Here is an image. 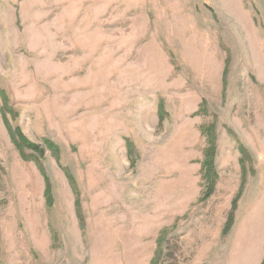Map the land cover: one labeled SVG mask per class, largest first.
I'll list each match as a JSON object with an SVG mask.
<instances>
[{
    "label": "rangeland",
    "instance_id": "1",
    "mask_svg": "<svg viewBox=\"0 0 264 264\" xmlns=\"http://www.w3.org/2000/svg\"><path fill=\"white\" fill-rule=\"evenodd\" d=\"M0 90V264L261 263L264 0H0Z\"/></svg>",
    "mask_w": 264,
    "mask_h": 264
},
{
    "label": "trees",
    "instance_id": "2",
    "mask_svg": "<svg viewBox=\"0 0 264 264\" xmlns=\"http://www.w3.org/2000/svg\"><path fill=\"white\" fill-rule=\"evenodd\" d=\"M223 83L225 84V79L223 78ZM0 118L2 120L3 125L5 126V129L8 133L9 139L11 141V143L13 144V146L15 147V149L17 150V152L19 153L20 157L24 160H29V161H34L35 163H37V153H40L38 148L32 146L29 144V142L26 140V138L20 133V131L18 129H12L10 127L9 121L7 119V114L10 113V110L7 108V99L4 96L3 92L0 90ZM204 107V106H202ZM202 107H200V111L204 112L205 108L202 109ZM165 112H164V106L162 104V102L158 103L157 106V118H158V122L160 123L163 119ZM214 124H210L207 125L206 127H203L201 129L202 135L204 134V137L206 139V148H205V152L203 154V160L201 163V180L204 182V191L202 193V197L203 200H205L206 198H208L210 196V194L212 193V191H214V185L215 182L217 180V175L215 172V165L213 163V151L215 149V133H214ZM49 148L51 150H54L53 146L50 144ZM25 149H31V152L33 153L34 156H31V158H27L24 154ZM239 153H241V158H244L245 153L244 150L239 146L238 149ZM36 154V155H35ZM37 156V157H36ZM247 156V155H246ZM245 156V157H246ZM39 170L41 172L42 175H44V171L42 170L41 166L37 163ZM69 179V185L71 186L74 196H75V209H76V213H77V220L79 223V227L82 229L83 228V222H82V217L80 215V211H79V201H78V194L76 192L75 186L73 185L72 180L68 177ZM45 187H46V192L48 190V180L47 178H45ZM209 190V191H208ZM239 195V194H238ZM237 195V196H238ZM46 196V194H45ZM46 199L48 201V198L46 196ZM235 203V201L233 202V204ZM157 258L155 257V259H152L150 264H157ZM260 264H264V254H263V259L261 261Z\"/></svg>",
    "mask_w": 264,
    "mask_h": 264
},
{
    "label": "bare ground",
    "instance_id": "3",
    "mask_svg": "<svg viewBox=\"0 0 264 264\" xmlns=\"http://www.w3.org/2000/svg\"><path fill=\"white\" fill-rule=\"evenodd\" d=\"M262 209H260L259 211H261ZM257 241V240H256ZM256 241H254V243L256 242Z\"/></svg>",
    "mask_w": 264,
    "mask_h": 264
}]
</instances>
